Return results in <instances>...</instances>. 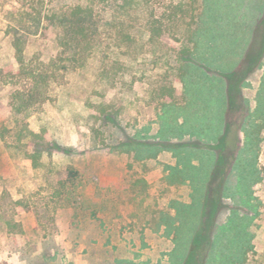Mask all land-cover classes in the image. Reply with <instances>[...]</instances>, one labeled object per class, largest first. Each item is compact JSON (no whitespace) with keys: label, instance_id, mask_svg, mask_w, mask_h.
<instances>
[{"label":"rangeland","instance_id":"obj_1","mask_svg":"<svg viewBox=\"0 0 264 264\" xmlns=\"http://www.w3.org/2000/svg\"><path fill=\"white\" fill-rule=\"evenodd\" d=\"M89 1L0 0V264H183L195 225L182 217L203 208L204 194L220 197L202 214L217 241L199 239L192 264H238L230 260L237 232L248 242L245 264H264V0H92L96 45L84 67L64 72L63 61L50 64L60 48L47 17ZM15 32L25 68L54 71L39 86L43 99L20 112L11 104L33 80L19 72ZM185 47L203 68L181 78ZM205 78H227L225 118L240 124L249 113L260 125L259 180L247 190L227 169L170 182L171 150L137 158L118 147L213 144L217 100ZM25 128L36 135L16 139ZM37 141L63 149L26 157Z\"/></svg>","mask_w":264,"mask_h":264},{"label":"trees","instance_id":"obj_2","mask_svg":"<svg viewBox=\"0 0 264 264\" xmlns=\"http://www.w3.org/2000/svg\"><path fill=\"white\" fill-rule=\"evenodd\" d=\"M92 3V0H90L84 4H75L65 12H54L47 17L49 27L54 29L55 40L60 48L58 55L51 60L50 64H53L55 59L63 61L60 69L64 72L84 67L85 59L87 57L85 53L86 50L90 53L92 47L96 45L94 37L98 31V23L93 14L94 10ZM122 7L124 8V6ZM44 29L47 30V27ZM156 30H158V28H156ZM31 33L35 34L36 29ZM157 34L158 32L156 31V34L152 35ZM122 37L129 40V36L126 33H122ZM190 39L191 38L189 37V40ZM23 42L24 39L21 34L18 32L13 33L12 44L14 46V56L20 65L19 72H23L27 78H32L33 84L31 89H29L25 95H17L18 102L11 104L14 112H20L23 109H27L36 100L40 101V99H43L41 98L42 90L39 91V86L46 83V79L50 77V73L54 74L53 70L50 72L47 70L35 72L25 68L23 64ZM193 53L192 48L185 47L179 58L181 60V78H185L188 75L192 66L199 69L203 68L201 64H197L198 62L194 63L192 61L191 57H193ZM223 76L224 75L219 74V77ZM205 79L206 82L203 81V86L207 92L214 93L216 96L215 99L217 100L216 107L218 110V122L216 125L219 127V130L213 131L209 137V139L214 141L213 144L202 146L199 145L198 142L191 140H181L178 142L162 140L150 142L147 140L128 139V141L119 143L118 147H121L124 150H135L137 152V158L155 156L156 151L160 149L171 150L177 156V164L179 166L176 165L169 168L168 175L170 182L182 183L185 180L198 182L202 177L207 178L209 181V175L213 169H218L220 170L219 172L222 173L227 169L229 174H233L237 177L238 185L242 187L243 190H247L259 180L257 156L259 149L258 133L260 131V125L256 122V119H254L252 114L249 113L245 115L244 121L240 124H238L237 121L229 119L228 116L225 118L224 106L227 103V99L224 81L227 78ZM222 80H224L223 83ZM185 83L186 86L190 87V83L187 80ZM193 98L196 101L198 95L194 94ZM186 120L187 119L184 118L183 121L178 124L179 131H184L183 128ZM171 125L172 124L169 123L167 126ZM239 131L242 132L244 136L241 142L238 136ZM29 134L32 136L36 135L27 128H25V130H19L16 134V139L20 140V138L26 137ZM31 148L32 153L28 154L26 157L32 159L39 155L43 150L55 149L56 151H62L63 149L56 142L44 144L39 141L33 142ZM193 158L199 160L197 165L191 162ZM71 173H73V171H71ZM205 188L207 189V185H205ZM227 188V186H223V191L227 190ZM223 195H225V192L222 193V196ZM219 198V196L210 197L209 195L204 194L200 205L203 208H213L214 211V209L221 205ZM203 208H199L195 211L194 215H189V213H187L183 216L181 215V212L179 214L181 217L183 216L182 220L192 221L195 225L193 231V234H195V241L189 248L183 264L194 263L201 254V247H203L204 244H201L199 239H202L204 241L203 243H208L211 247L214 246L217 241V239L216 241L210 240L212 235L210 222L207 219L202 220ZM231 220L233 222V218H231ZM186 221H183V223ZM186 223L190 225L188 222ZM236 234L234 236V241H236V246H239L236 248L238 249V252L232 255L230 260L234 263L245 264L247 253L245 247L248 245V242L247 239L242 240L240 236H237ZM208 259L209 258L206 259V262Z\"/></svg>","mask_w":264,"mask_h":264},{"label":"crops","instance_id":"obj_3","mask_svg":"<svg viewBox=\"0 0 264 264\" xmlns=\"http://www.w3.org/2000/svg\"><path fill=\"white\" fill-rule=\"evenodd\" d=\"M259 2H261V0H260ZM259 5H260V4H259Z\"/></svg>","mask_w":264,"mask_h":264}]
</instances>
